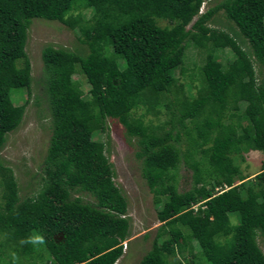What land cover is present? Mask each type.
I'll return each mask as SVG.
<instances>
[{"label":"trees","instance_id":"trees-1","mask_svg":"<svg viewBox=\"0 0 264 264\" xmlns=\"http://www.w3.org/2000/svg\"><path fill=\"white\" fill-rule=\"evenodd\" d=\"M207 1L0 0V150L27 106L14 102L13 91L32 83V21H60L89 48L42 51L52 124L42 184L21 198L13 169L0 164V264L12 252L21 264H116L122 257L128 201L106 142L96 139L109 118L135 141L162 222L137 264H264V163L250 177L236 162L264 152V72L254 63L264 69V0H219L202 11ZM220 11L237 30L211 25ZM190 47L203 57L194 63L196 94L176 74L184 73ZM225 49L233 56L223 63ZM135 107L143 109L139 118L131 116ZM182 161L193 171L185 191L178 188ZM34 231L46 238L39 251L19 244Z\"/></svg>","mask_w":264,"mask_h":264},{"label":"rangeland","instance_id":"rangeland-1","mask_svg":"<svg viewBox=\"0 0 264 264\" xmlns=\"http://www.w3.org/2000/svg\"><path fill=\"white\" fill-rule=\"evenodd\" d=\"M219 0H209L202 6V11L215 5ZM79 10L73 12L77 14ZM92 11H84L86 16H90ZM212 26L231 31L237 30L235 26L220 11ZM52 45L55 48H65L78 51L83 54L89 52L86 44L79 39L77 30H72L65 24L57 20H45L35 18L28 30L26 52L32 63V83L29 89L13 91L14 102L18 105L27 102L24 118L21 124L7 134V141L0 150V164L11 167L19 184V194L21 198L33 195L42 184L43 163L47 153L49 140L52 132L51 114L49 109L48 95L45 85L44 62L42 51ZM249 50V44H243ZM219 59L225 63L233 56L230 49H225L218 53ZM203 57L198 54L194 47L187 50L184 73L178 69L176 74L179 82L190 89L193 94L197 93L201 80L195 65H201ZM258 75L262 76L264 69L258 62H254ZM81 82L85 94L89 91V85L81 74L75 76ZM143 115V109L135 107L131 111L133 118ZM166 116L162 115L161 119ZM108 131L99 134L96 139L106 142L107 155L115 169V183L124 193L128 201V214L131 217L130 235L124 241V254L116 264H137L143 255L151 249L153 240L157 234L158 227L162 224L157 216L158 206L154 201V194L148 187L141 173V162L136 157L137 147L135 141L126 132L125 127L115 119L109 118ZM157 121H155L156 123ZM244 159L236 157L243 173L253 177L262 168L264 163V152L252 150L243 155ZM192 170L182 161L179 168L180 191L188 190L192 186ZM238 184V178L236 177ZM2 187L0 186V202ZM84 200H91V197L83 193ZM235 223L236 219L231 218ZM185 239L181 240L183 243ZM259 243L264 250L262 239ZM34 264V263H31Z\"/></svg>","mask_w":264,"mask_h":264},{"label":"clouds","instance_id":"clouds-1","mask_svg":"<svg viewBox=\"0 0 264 264\" xmlns=\"http://www.w3.org/2000/svg\"><path fill=\"white\" fill-rule=\"evenodd\" d=\"M124 243V242H123ZM19 244L23 246L31 245L36 251H39L42 246L46 245V238L39 232H33L26 237L20 239ZM9 264H21L20 257L17 253H10Z\"/></svg>","mask_w":264,"mask_h":264}]
</instances>
